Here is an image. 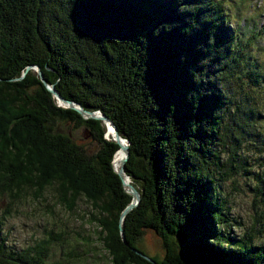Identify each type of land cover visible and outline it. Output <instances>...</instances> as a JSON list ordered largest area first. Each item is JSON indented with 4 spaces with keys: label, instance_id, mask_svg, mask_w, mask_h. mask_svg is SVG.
<instances>
[{
    "label": "trees",
    "instance_id": "obj_1",
    "mask_svg": "<svg viewBox=\"0 0 264 264\" xmlns=\"http://www.w3.org/2000/svg\"><path fill=\"white\" fill-rule=\"evenodd\" d=\"M227 0H0V196L11 200L47 189L68 210L84 196L98 210L99 238L111 264H154L133 248L145 229L160 237L157 264H264L253 230L233 237L219 181L251 177L264 203L263 29L231 25ZM65 99L99 110L129 141L121 149L103 121L62 107ZM57 120L83 126L101 149L89 157ZM30 189V190H28ZM28 190V191H27ZM0 264H48L61 234L20 250L2 232ZM225 244V246H223Z\"/></svg>",
    "mask_w": 264,
    "mask_h": 264
},
{
    "label": "rangeland",
    "instance_id": "obj_2",
    "mask_svg": "<svg viewBox=\"0 0 264 264\" xmlns=\"http://www.w3.org/2000/svg\"><path fill=\"white\" fill-rule=\"evenodd\" d=\"M227 3L232 8V26L249 31L250 27L245 26L248 22L254 31H264V0H227ZM259 47V57L264 63V37L260 39ZM52 129L54 132L69 134L89 157L101 149L100 142L95 137L87 136L83 126L73 128L57 120ZM123 156L121 148L113 160L114 168V162H122ZM252 169L261 171L264 166L259 163L253 165ZM248 183L253 184L254 180L250 176L237 174L219 181L217 193L225 200L223 211L229 218L231 235L237 238L254 227L253 242L264 245V203L249 189ZM54 193L53 189H47L41 197L34 198L30 190L14 200L6 194L0 196V213L9 208V215L5 216L2 227L7 246L20 250L47 237V231L52 230L60 233L61 238L50 244L48 264H111L110 256L99 238L100 227L94 220V217L99 216L98 210L84 196L76 201L72 210H68L56 201ZM137 246L147 255L160 258L164 253L159 235L151 229L144 230Z\"/></svg>",
    "mask_w": 264,
    "mask_h": 264
},
{
    "label": "water",
    "instance_id": "obj_3",
    "mask_svg": "<svg viewBox=\"0 0 264 264\" xmlns=\"http://www.w3.org/2000/svg\"><path fill=\"white\" fill-rule=\"evenodd\" d=\"M30 68H34L35 71L37 72V74L39 75L40 79L46 84L47 88L49 89V91L52 93V95L57 99V102L60 106L62 107H66V108H71V109H75L76 111H78L85 119L87 118H94V119H99V120H102V121H105V122H108L113 131H114V134L115 136L113 137V140L119 145L120 148L123 149L124 151V157H123V160H122V165L119 169H116L114 168V170L118 173V175H120L122 177V183H123V186L125 188V191L128 192L130 195H131V201L126 205V207L121 211L120 215H119V226H120V233H121V237L124 241V243H127L126 240H125V236H124V232H123V229H122V222H123V219L124 217L126 216V214L131 210L133 209L135 206H137V204L139 203L140 201V193L139 191L136 189V187H134V185L132 183H129V184H126L124 182V177H128V175L125 174L124 172V164H125V161L127 160L128 156H129V141L125 138H122L119 133H118V130H117V127L115 126V124L106 116L104 115L103 113H101L99 110H87V109H84L82 107V105H80L79 103H76L75 101L73 100H69V99H65L63 96H61L59 94V92L55 89L54 85H47V83L45 82L44 78H43V75H42V72H41V69L39 66H33V65H30L26 68V70L24 71L23 75L18 77L17 79H21L24 74L27 72L28 69ZM124 140V143L125 144H122L121 142H123ZM127 186V187H126ZM133 250L138 254L140 255L141 257H143L144 259H146L147 261L151 262V263H154V264H157L152 257L148 256L147 254L141 252L140 250L136 249V248H133Z\"/></svg>",
    "mask_w": 264,
    "mask_h": 264
},
{
    "label": "bare ground",
    "instance_id": "obj_4",
    "mask_svg": "<svg viewBox=\"0 0 264 264\" xmlns=\"http://www.w3.org/2000/svg\"><path fill=\"white\" fill-rule=\"evenodd\" d=\"M101 112V111H100ZM102 113V112H101ZM102 121V120H101ZM103 123H104V125L105 126H107L108 127V129H107V133H108V136H106L109 140H113V137L115 136V134H114V131H113V129H112V127H111V125L108 123V122H105V121H103ZM123 138V137H122ZM128 140V139H127ZM114 141V140H113ZM115 142V141H114ZM116 143V142H115ZM122 144H125L124 143V140H123V142H121ZM119 151H121V149L119 150ZM118 151V152H119ZM117 152V153H118ZM116 153V154H117ZM116 156V155H115ZM119 155H117V157H118ZM124 157V156H123ZM123 160V159H122ZM114 165H115V167L116 168H120L121 167V165H122V162H120V163H115L114 162ZM124 182L126 183V184H129L130 183V180H129V178L128 177H124ZM127 187V186H126Z\"/></svg>",
    "mask_w": 264,
    "mask_h": 264
}]
</instances>
